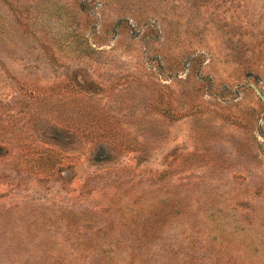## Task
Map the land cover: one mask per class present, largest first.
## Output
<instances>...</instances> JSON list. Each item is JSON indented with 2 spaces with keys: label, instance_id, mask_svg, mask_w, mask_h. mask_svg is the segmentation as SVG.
I'll use <instances>...</instances> for the list:
<instances>
[{
  "label": "rangeland",
  "instance_id": "1",
  "mask_svg": "<svg viewBox=\"0 0 264 264\" xmlns=\"http://www.w3.org/2000/svg\"><path fill=\"white\" fill-rule=\"evenodd\" d=\"M0 264H264V0H0Z\"/></svg>",
  "mask_w": 264,
  "mask_h": 264
}]
</instances>
